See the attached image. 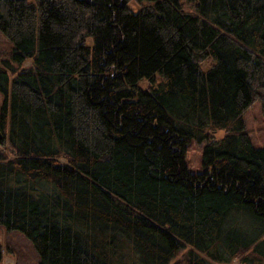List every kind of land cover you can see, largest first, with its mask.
<instances>
[{
    "label": "trees",
    "instance_id": "1",
    "mask_svg": "<svg viewBox=\"0 0 264 264\" xmlns=\"http://www.w3.org/2000/svg\"><path fill=\"white\" fill-rule=\"evenodd\" d=\"M0 31V226L39 264H264V0H0Z\"/></svg>",
    "mask_w": 264,
    "mask_h": 264
},
{
    "label": "rangeland",
    "instance_id": "2",
    "mask_svg": "<svg viewBox=\"0 0 264 264\" xmlns=\"http://www.w3.org/2000/svg\"><path fill=\"white\" fill-rule=\"evenodd\" d=\"M12 49V44L8 38L0 31V64L2 60H11L13 66L18 65V61L12 59L7 54ZM27 61L25 66H30ZM4 103V94H0V112ZM244 124L247 130H250V136L256 147H264V100L257 99L244 113ZM225 130L218 131V136H224ZM203 147L204 143L192 141L186 154V162L192 172L203 171ZM0 243L3 244L4 263L5 264H39V255L31 240L23 233L16 230H7L0 226ZM189 246L184 247L180 255L188 252ZM238 264V260L234 262Z\"/></svg>",
    "mask_w": 264,
    "mask_h": 264
},
{
    "label": "water",
    "instance_id": "3",
    "mask_svg": "<svg viewBox=\"0 0 264 264\" xmlns=\"http://www.w3.org/2000/svg\"><path fill=\"white\" fill-rule=\"evenodd\" d=\"M2 138H3V132H2V130L0 128V139H2Z\"/></svg>",
    "mask_w": 264,
    "mask_h": 264
}]
</instances>
